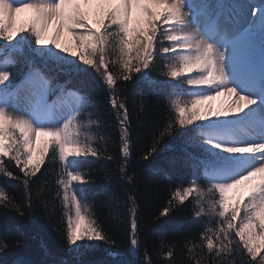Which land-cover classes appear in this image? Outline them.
Segmentation results:
<instances>
[{"label":"snow or ice","instance_id":"obj_1","mask_svg":"<svg viewBox=\"0 0 264 264\" xmlns=\"http://www.w3.org/2000/svg\"><path fill=\"white\" fill-rule=\"evenodd\" d=\"M194 2L0 0V51L19 52L28 69L13 84L10 70L19 59H0V173L21 179L27 190L42 166L56 165L53 200H61L66 224L63 238L74 252L92 248L95 241L114 243L102 223L90 219L89 172L82 169L90 157L115 158L104 146L106 137L97 135L104 121L93 94L60 86L50 73L92 72L102 82L119 129L122 162L118 165L125 176L133 146L131 113L119 82L142 83L152 62L170 54L163 75L171 85L167 103L174 116L154 134L142 158L148 160L165 137H179L185 147L193 149V164L203 170L206 186L197 175L181 181L170 191L160 216L191 197L196 217L214 218L213 226H205L199 234L204 264H264V43L258 72L252 54L257 21L264 41V6H249L252 24L245 27L237 20L245 15L246 0H204L208 22L196 14ZM216 4L229 8L235 4L239 9L225 12L216 9ZM93 5L98 6L95 18L86 10ZM25 11L31 13L26 25L17 26V14ZM54 24L53 37L48 39L46 34ZM62 32L69 33L75 47L60 43ZM109 56L115 58L109 60ZM110 64L120 70L113 72ZM222 93L234 97L224 110L201 109L203 101ZM41 137L46 139L34 161ZM12 162L22 177L6 167ZM240 186L247 188L246 193L231 194ZM128 200L132 202L128 208L130 245L137 249L135 198L128 196ZM0 205L24 215L22 206L3 188ZM7 246L0 233V250ZM185 247L189 264H201L195 254L198 245L189 241ZM238 253L244 258L237 259ZM167 256H174L172 247ZM146 264L151 261L146 259Z\"/></svg>","mask_w":264,"mask_h":264},{"label":"trees","instance_id":"obj_2","mask_svg":"<svg viewBox=\"0 0 264 264\" xmlns=\"http://www.w3.org/2000/svg\"><path fill=\"white\" fill-rule=\"evenodd\" d=\"M5 56L19 59L10 70L13 84H16L28 70L27 63L19 52H7ZM114 58L109 56V60ZM153 65L142 83L119 82L131 113L133 146L125 176L121 175L118 165V161L122 162L119 129L102 82L92 72L68 74L53 70L50 73L59 85L93 94L98 104L96 110L102 113L104 124L97 135L106 137L104 146L115 159L90 157L82 171L89 172L87 193L92 217L102 223L114 243L98 241L95 247L85 251L75 253L70 250L63 238L66 224L61 200L58 197L53 200L58 178L56 165L46 163L32 177L27 190L21 179L0 174V187L24 211L21 216L10 206L0 205V233L4 234L8 244L0 250V264H146V259L151 264H189L185 247L189 241L198 245L195 254L204 264L206 254L199 247V234L205 226L212 227L214 219L196 217L191 197L168 215L160 216L170 199V191L181 181L186 182L197 175L201 185L206 186L203 170H196L193 164V149L185 147L179 137L169 136L157 145V151L148 160L142 158L151 146L154 134L174 116L167 103L171 98V85L169 78L163 75L165 66ZM110 70L118 72L120 69L118 65L112 67L110 64ZM6 167L16 177H22L14 162L6 163ZM29 195L31 207H28ZM128 196L135 198L137 209L140 242L137 249L130 245L128 208L132 202ZM169 247L174 252L171 258L167 256ZM243 258L237 254V259Z\"/></svg>","mask_w":264,"mask_h":264},{"label":"rangeland","instance_id":"obj_3","mask_svg":"<svg viewBox=\"0 0 264 264\" xmlns=\"http://www.w3.org/2000/svg\"><path fill=\"white\" fill-rule=\"evenodd\" d=\"M264 6V0H246V3L243 5L244 7V12L245 15L243 16V18L238 19L237 20V24L238 25H242V26H250L252 24V15H251V7L249 6ZM193 8L196 11V14L201 17L205 22H208V16L206 15V9H208V5L206 3H204V0H195L194 4H193ZM216 9H223V11L225 12H229L232 11L233 9H239L238 5L233 4L231 6V8H229L227 5H220V4H216L215 5ZM87 11H89L90 15H92L93 18H95V14L98 11V6H90L88 9H86ZM185 11H188V9H185ZM31 15L30 12H23L20 14H17V26H19L21 23H24L26 25V22L29 18V16ZM55 32V24L48 30V33L46 34V38L51 39L53 37V34ZM255 39L252 42V54L254 56L255 59V65H256V70L257 72L259 71V65H260V58H261V45L262 43H264V41L261 40L260 35H259V22H256V32H255ZM60 43L62 45H66L69 47H75V43L72 39V37L69 35V33L67 32H62V34L59 37ZM6 51H3V54H5ZM9 52V51H7ZM135 52L132 53V56L135 57ZM170 54L169 57L166 59L164 57H159L157 59H155L152 63L156 64H162L163 66H165L166 63L170 62ZM27 63V62H25ZM51 66V65H49ZM166 71V68L163 67V72ZM246 94V93H245ZM183 99H190V97H182ZM234 97H232L230 94L227 93H222L219 96H214L212 99L203 101L202 104L200 105L201 109L207 107V106H211L212 109L214 111H219V110H224L232 101ZM245 111H247V109H245ZM46 139V137H41L38 141H37V151L34 152L33 156H34V161L35 159L38 158V150L42 145V142ZM1 174V173H0ZM1 188V187H0ZM247 188L245 186H240L238 190H233V192L231 194L233 195H239L240 193H246ZM194 195V194H193ZM85 215H87V213H85ZM90 219H93V217L91 216ZM214 219V218H212ZM83 224V222H82ZM98 244V241L94 242V246ZM92 247V248H93ZM89 249V248H88ZM91 249V248H90ZM81 250H87V249H81ZM80 250V251H81ZM78 253V252H75Z\"/></svg>","mask_w":264,"mask_h":264}]
</instances>
